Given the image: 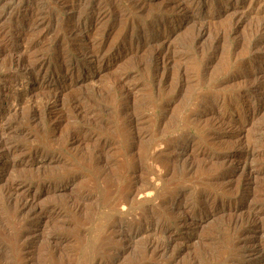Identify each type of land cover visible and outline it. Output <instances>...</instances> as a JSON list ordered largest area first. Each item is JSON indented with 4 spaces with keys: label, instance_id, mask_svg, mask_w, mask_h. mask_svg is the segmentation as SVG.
<instances>
[{
    "label": "rangeland",
    "instance_id": "1",
    "mask_svg": "<svg viewBox=\"0 0 264 264\" xmlns=\"http://www.w3.org/2000/svg\"><path fill=\"white\" fill-rule=\"evenodd\" d=\"M263 242L264 0H0V264Z\"/></svg>",
    "mask_w": 264,
    "mask_h": 264
},
{
    "label": "bare ground",
    "instance_id": "2",
    "mask_svg": "<svg viewBox=\"0 0 264 264\" xmlns=\"http://www.w3.org/2000/svg\"><path fill=\"white\" fill-rule=\"evenodd\" d=\"M41 9V8H40ZM39 9V10H40ZM99 9V8H98ZM95 11H97V7H94V8H92V9H88L87 11H86V13H93V12H95ZM99 11V10H98ZM37 12V11H36ZM77 13H76V11L74 12V14H73V16H71V17H74V16H77L76 15ZM260 29V28H259ZM262 32V31H261ZM89 47V46H88ZM88 49V48H87ZM86 49V50H87ZM85 54H87V53H85ZM86 56V55H85ZM84 59H85V57H84ZM72 68H73V66H72ZM35 72V68H31L29 71H28V73L29 74H33ZM13 149V148H12ZM248 155V154H247ZM260 246V248L259 249H257V254L258 253H263L264 252V242L261 244V245H259ZM256 251V250H255ZM261 255V254H260Z\"/></svg>",
    "mask_w": 264,
    "mask_h": 264
}]
</instances>
